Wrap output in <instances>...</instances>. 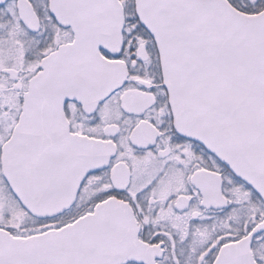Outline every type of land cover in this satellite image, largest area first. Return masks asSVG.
I'll list each match as a JSON object with an SVG mask.
<instances>
[{
  "label": "snow or ice",
  "instance_id": "1",
  "mask_svg": "<svg viewBox=\"0 0 264 264\" xmlns=\"http://www.w3.org/2000/svg\"><path fill=\"white\" fill-rule=\"evenodd\" d=\"M0 264H264V0H0Z\"/></svg>",
  "mask_w": 264,
  "mask_h": 264
}]
</instances>
